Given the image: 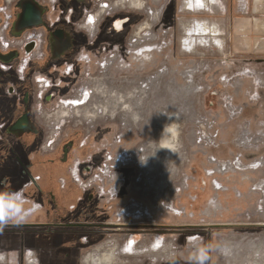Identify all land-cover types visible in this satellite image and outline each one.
I'll return each mask as SVG.
<instances>
[{
  "label": "rangeland",
  "instance_id": "1",
  "mask_svg": "<svg viewBox=\"0 0 264 264\" xmlns=\"http://www.w3.org/2000/svg\"><path fill=\"white\" fill-rule=\"evenodd\" d=\"M106 1L94 0L91 11L75 18L85 44L64 67L66 74L76 66L80 71L66 88L72 110L59 120L82 126L85 136L114 127L101 163L109 171L102 167L94 176L99 197L119 202L114 215L98 221L165 230H104L89 244L70 245L72 253L67 245L71 256L60 252V264H192L190 257L209 244L206 264H264V63L237 54L231 43L237 16L250 0H215L214 9L202 0L200 11L187 10L188 0H120L101 11ZM120 16L131 19L129 26L109 37L105 31ZM93 17L92 36L85 27ZM203 24L210 33L195 31L193 38L203 36L208 45L187 47L188 31ZM209 90L222 94L224 131L205 109ZM78 101L82 105L73 104ZM247 131L253 140L262 135L257 148H244L252 139L244 140ZM143 148V159L119 164ZM122 187L128 194L117 200ZM130 208L135 211L123 216ZM197 225L234 227H187ZM0 242L2 250L21 246L10 237ZM55 257L36 255L29 263L53 264Z\"/></svg>",
  "mask_w": 264,
  "mask_h": 264
},
{
  "label": "flooded vegetation",
  "instance_id": "2",
  "mask_svg": "<svg viewBox=\"0 0 264 264\" xmlns=\"http://www.w3.org/2000/svg\"><path fill=\"white\" fill-rule=\"evenodd\" d=\"M20 1L10 3L0 0V32L4 39V44H0V191L23 190L26 206L35 204L37 208L26 222H9L0 228V238L10 237L19 242L21 246L16 253L23 258L42 253L60 255V252L67 251L68 246L70 251L76 250L70 245L78 241L87 244L104 230L125 228L133 232L156 231L162 234L165 226L157 224L99 222L100 217L115 214L119 201L99 197L94 184L90 188H82L75 181V178L94 177L102 167H106L105 172L109 171V167L101 163L109 139L114 137L113 125L85 136L81 125L76 127L74 123L59 120L72 110L66 107L64 101L71 96L70 91L66 93V88L80 71L76 66L66 74L64 67L85 44L81 43V33L74 27L75 18L82 17L87 9L91 11L94 0L83 3L79 0H55V7H52L53 0H50L51 3L36 0L45 9L43 24L13 36L11 32L20 13L17 8ZM195 1H187V10H201ZM94 22L93 17L88 23L93 28L85 27L92 36L96 30ZM130 22L128 17H117L105 33L109 37L123 34ZM204 25L188 31L187 47L191 42L189 48L203 46L204 39L193 38V33ZM56 30H64L69 35L70 46L54 56L49 39ZM140 55L145 57L143 53ZM221 96L216 90H209L205 97V109L215 127L224 131L221 129ZM73 104L82 105V102ZM43 113L45 120L39 117ZM225 128L228 130V127ZM143 151L144 148L133 155L126 154L129 155L126 158L128 163H136L138 156L143 159ZM113 157H107V160L112 161ZM144 167L145 164H142ZM127 194V189L122 187L116 198L123 199ZM134 211L130 208L126 213ZM103 225L114 227H100ZM208 226L187 227L199 230L194 228Z\"/></svg>",
  "mask_w": 264,
  "mask_h": 264
},
{
  "label": "crops",
  "instance_id": "3",
  "mask_svg": "<svg viewBox=\"0 0 264 264\" xmlns=\"http://www.w3.org/2000/svg\"><path fill=\"white\" fill-rule=\"evenodd\" d=\"M237 18H241V20L237 21L236 26L233 29L231 41L233 51L237 54H246L245 56H254L258 59L259 63H264V0H250V2L244 7L243 14L237 16ZM2 240L3 239L0 238V241ZM82 244L86 245L85 241H82ZM87 247L88 246L85 248L87 249ZM0 248L3 247L0 246ZM17 249L12 250V246L6 248L5 252L0 249L2 250V252H0V264H30L29 262L32 260V256L30 257L29 255H26L21 258L16 253ZM82 250L83 249L80 251ZM69 252L72 253L73 251ZM69 252L65 251L63 258H69L71 256ZM44 254L52 257L53 255H56L54 253ZM56 256V261H54L53 264H60V256ZM34 264L40 263L36 262Z\"/></svg>",
  "mask_w": 264,
  "mask_h": 264
},
{
  "label": "water",
  "instance_id": "4",
  "mask_svg": "<svg viewBox=\"0 0 264 264\" xmlns=\"http://www.w3.org/2000/svg\"><path fill=\"white\" fill-rule=\"evenodd\" d=\"M80 3H83L85 0H79ZM17 8L20 10V13L17 16L16 21L13 24L11 34L13 36L21 35V33L27 29L33 27H39L43 24L42 18L45 13V9L36 2V0H21ZM50 47L52 49V53L54 56L58 55V53H62L66 51L70 46L69 35L64 30H56L50 34ZM64 46V47H63ZM61 49H60V48ZM230 71L231 69L223 70V72ZM214 86H216L215 81L211 82ZM246 226V225H243ZM240 226V227H243ZM100 227H114L110 225H103ZM209 228H228L234 226L227 225H212L208 226ZM237 227V226H236ZM246 227H254V225H247ZM259 227V225H256Z\"/></svg>",
  "mask_w": 264,
  "mask_h": 264
},
{
  "label": "clouds",
  "instance_id": "5",
  "mask_svg": "<svg viewBox=\"0 0 264 264\" xmlns=\"http://www.w3.org/2000/svg\"><path fill=\"white\" fill-rule=\"evenodd\" d=\"M26 204L27 200L23 190H17L15 192L0 191V228L9 222L15 224L26 222L37 208L35 204L30 207L26 206ZM211 250V244L197 249L196 254L190 257V261L192 264H206V261L209 259L208 253Z\"/></svg>",
  "mask_w": 264,
  "mask_h": 264
},
{
  "label": "built area",
  "instance_id": "6",
  "mask_svg": "<svg viewBox=\"0 0 264 264\" xmlns=\"http://www.w3.org/2000/svg\"><path fill=\"white\" fill-rule=\"evenodd\" d=\"M106 1V0H105ZM121 1H123V0H121ZM125 1V0H124ZM119 2H120V0H107L106 2H103V3H101V11H106V12H108V11H111V10H113V8H114V5H117V4H119ZM115 3V4H114ZM0 44L1 45H3L4 44V39H3V37H2V34H1V32H0ZM227 108H228V112H229V115H230V118H232L233 119V117L232 116H234V114H236L235 113V108L233 107V105L231 104V105H229V107L227 106ZM250 136H251V134L249 133V131H247V133H246V135H244V140H245V138L247 139V138H250ZM251 138L252 139H250L249 140V144L248 145H245L244 146V148L245 147H251L250 149H253V148H257L258 147V145L257 144H259L260 142H258L261 138H262V135L260 134V135H257L256 137H255V139L253 140V136H251ZM241 143H243V141H241ZM254 143V144H253ZM242 145V144H241ZM243 146V145H242ZM224 166H225V169L226 168H230V167H227L228 166V164L227 165H225L224 164ZM99 176H94V177H90V178H88L87 180H83V179H77V178H75V181H76V183L78 184V185H80V187H82V188H90V187H92V185L94 184V186H96L97 185V183H96V181H97V178H98ZM98 193V192H97ZM99 195V194H98ZM101 196V195H100ZM102 197V196H101ZM122 215L123 216H129L127 213H126V210L122 213Z\"/></svg>",
  "mask_w": 264,
  "mask_h": 264
},
{
  "label": "bare ground",
  "instance_id": "7",
  "mask_svg": "<svg viewBox=\"0 0 264 264\" xmlns=\"http://www.w3.org/2000/svg\"><path fill=\"white\" fill-rule=\"evenodd\" d=\"M211 2H212V5L211 4H207V6H209L210 5V7H212L213 9H214V7H215V5H216V2H215V0H210ZM195 4H197L198 5V7L200 8V9H202V0H196L195 1ZM209 7V8H210ZM92 26L93 25H91V24H88L87 25V28L88 29H91L92 28ZM204 28H202V29H200L199 31H201V32H204V33H206V34H209L210 33V27L208 26V25H204L203 26ZM216 28H214V30H213V35H215L216 34V30H215ZM201 38H203L206 42H204V40H203V45H208V40H207V38H204L203 36L201 37ZM211 38V37H210ZM211 40V39H210ZM212 42V41H211ZM191 45H192V42H191ZM190 45V46H191ZM210 45H211V43H210ZM190 46H188V47H190ZM93 120V119H92ZM248 139V138H247ZM248 142H249V140H248ZM244 143V142H243ZM147 150V149H146ZM129 155H124V157H122V158H120L119 159V164L120 165H125V164H127L126 163V158L128 157ZM125 163V164H124ZM21 184V183H20ZM141 212V211H140ZM139 214V213H138ZM155 249L156 250H158V246H155Z\"/></svg>",
  "mask_w": 264,
  "mask_h": 264
},
{
  "label": "snow or ice",
  "instance_id": "8",
  "mask_svg": "<svg viewBox=\"0 0 264 264\" xmlns=\"http://www.w3.org/2000/svg\"><path fill=\"white\" fill-rule=\"evenodd\" d=\"M90 22H91V18H90Z\"/></svg>",
  "mask_w": 264,
  "mask_h": 264
}]
</instances>
